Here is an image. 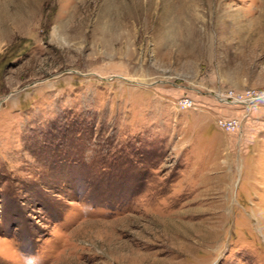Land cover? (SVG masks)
<instances>
[{
    "label": "rangeland",
    "instance_id": "1",
    "mask_svg": "<svg viewBox=\"0 0 264 264\" xmlns=\"http://www.w3.org/2000/svg\"><path fill=\"white\" fill-rule=\"evenodd\" d=\"M0 264H264V0H0Z\"/></svg>",
    "mask_w": 264,
    "mask_h": 264
},
{
    "label": "built area",
    "instance_id": "2",
    "mask_svg": "<svg viewBox=\"0 0 264 264\" xmlns=\"http://www.w3.org/2000/svg\"><path fill=\"white\" fill-rule=\"evenodd\" d=\"M259 98H262V97H259ZM221 100H226V99L221 98ZM244 104H248V103L244 101Z\"/></svg>",
    "mask_w": 264,
    "mask_h": 264
}]
</instances>
